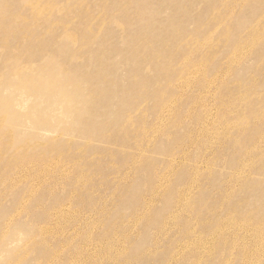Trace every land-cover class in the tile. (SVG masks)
I'll list each match as a JSON object with an SVG mask.
<instances>
[{"label":"rangeland","instance_id":"obj_1","mask_svg":"<svg viewBox=\"0 0 264 264\" xmlns=\"http://www.w3.org/2000/svg\"><path fill=\"white\" fill-rule=\"evenodd\" d=\"M0 264H264V0H0Z\"/></svg>","mask_w":264,"mask_h":264}]
</instances>
